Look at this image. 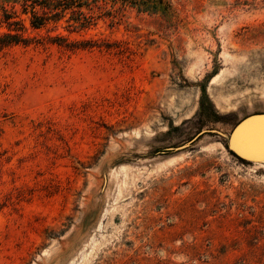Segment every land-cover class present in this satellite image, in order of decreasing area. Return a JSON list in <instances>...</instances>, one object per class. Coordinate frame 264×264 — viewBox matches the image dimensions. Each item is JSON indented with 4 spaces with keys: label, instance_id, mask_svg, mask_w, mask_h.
Wrapping results in <instances>:
<instances>
[{
    "label": "rangeland",
    "instance_id": "obj_1",
    "mask_svg": "<svg viewBox=\"0 0 264 264\" xmlns=\"http://www.w3.org/2000/svg\"><path fill=\"white\" fill-rule=\"evenodd\" d=\"M0 33V264H264V162L229 148L264 0H0Z\"/></svg>",
    "mask_w": 264,
    "mask_h": 264
},
{
    "label": "crops",
    "instance_id": "obj_2",
    "mask_svg": "<svg viewBox=\"0 0 264 264\" xmlns=\"http://www.w3.org/2000/svg\"><path fill=\"white\" fill-rule=\"evenodd\" d=\"M230 149L234 155L250 162H264V115L253 114L234 127Z\"/></svg>",
    "mask_w": 264,
    "mask_h": 264
},
{
    "label": "trees",
    "instance_id": "obj_3",
    "mask_svg": "<svg viewBox=\"0 0 264 264\" xmlns=\"http://www.w3.org/2000/svg\"><path fill=\"white\" fill-rule=\"evenodd\" d=\"M39 24L41 23H39L38 21L32 22L33 27H36ZM17 38L18 36L11 35L10 33H0V50L11 45H17L19 43L26 44L25 41H21V39Z\"/></svg>",
    "mask_w": 264,
    "mask_h": 264
},
{
    "label": "water",
    "instance_id": "obj_4",
    "mask_svg": "<svg viewBox=\"0 0 264 264\" xmlns=\"http://www.w3.org/2000/svg\"><path fill=\"white\" fill-rule=\"evenodd\" d=\"M263 115H264V114H263ZM234 132H235V130L233 129V131H232V133H231V135H230V139H229V148H230V141H231V138H232ZM230 150H231V149H230Z\"/></svg>",
    "mask_w": 264,
    "mask_h": 264
}]
</instances>
